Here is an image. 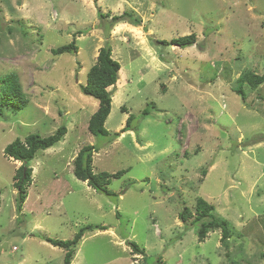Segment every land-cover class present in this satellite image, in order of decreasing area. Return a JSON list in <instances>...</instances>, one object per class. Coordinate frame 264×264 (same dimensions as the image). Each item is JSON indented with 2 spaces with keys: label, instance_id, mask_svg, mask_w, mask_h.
I'll list each match as a JSON object with an SVG mask.
<instances>
[{
  "label": "rangeland",
  "instance_id": "374dc122",
  "mask_svg": "<svg viewBox=\"0 0 264 264\" xmlns=\"http://www.w3.org/2000/svg\"><path fill=\"white\" fill-rule=\"evenodd\" d=\"M125 12L140 25L119 23L105 36ZM191 34L193 47L162 44ZM73 40L77 52L54 55ZM107 42L121 70L109 88V136L96 137L88 124L99 102L81 86ZM245 71L264 72V0H0V264H65L66 251L42 237L72 240L87 225L107 230L86 232L71 264H144L129 241L146 264H264V84H244L243 100L235 87ZM10 74L28 100L17 112L1 105ZM62 125L63 140L29 163L19 214L23 163L5 148ZM87 145L97 148L95 173L124 172L110 179L115 195L75 177ZM199 197L229 222L228 246L220 230L199 240ZM185 207L192 216L183 222Z\"/></svg>",
  "mask_w": 264,
  "mask_h": 264
},
{
  "label": "trees",
  "instance_id": "16d2710c",
  "mask_svg": "<svg viewBox=\"0 0 264 264\" xmlns=\"http://www.w3.org/2000/svg\"><path fill=\"white\" fill-rule=\"evenodd\" d=\"M101 19L106 18L104 14L99 12ZM119 23H129L133 26H139L140 20L131 12H125L122 15H115L107 24V29H104L105 36H109L112 28ZM109 40V38H107ZM110 41V40H109ZM197 38L195 34L186 35L178 38H174L171 41H162V44L180 47L181 49H187L195 46ZM78 47L73 40L71 43L53 49L54 55L72 54L77 52ZM113 49L109 42L106 43L99 51L96 63L90 68L87 76V82L84 86H81V91L99 102L97 111L91 116L88 124L90 133L96 137L109 136V131L106 129V121L111 114L113 95L109 88H115L119 82V72L121 70V64L119 61L113 58ZM244 84L250 85L256 89L260 85L264 84V72L262 74H256L252 71H245L238 80V85L235 87V91L242 96L245 100V92L243 90ZM2 96L1 105L5 106L13 111H20L28 104V100L21 90L19 80L16 74H10L2 79ZM125 112V111H124ZM149 108L145 109L142 113L143 116L149 115ZM0 114H3V110L0 108ZM136 119L134 115H130L127 119V128L130 131L135 130L132 123ZM67 133V128L62 125L55 134L48 137H41L40 135L31 134L24 140L20 138L13 141L5 148V155L14 161L22 162L23 165L17 170L14 176V187L18 191L17 197V212L22 213L23 205L27 199V188L31 185L32 168L29 163L35 158V155L40 150H48L58 142L62 141ZM120 133H114L113 138H118ZM97 152V148L94 145L84 146L77 154L74 160V175L75 177L86 182L87 185L93 188L95 191L104 193L108 196L115 195L110 191L108 185L110 179L119 178L124 173L123 171L115 174H108L106 172L95 173L93 169V156ZM206 174V172H204ZM1 207V201H0ZM195 210L197 216L193 221V224L199 223L198 236L201 242H204L209 232L220 230L222 234V242L228 246V240L231 238V228L229 222L224 219H219L214 215L215 208L212 204L207 202L204 198H197L195 204ZM192 216L191 210L185 207L180 214V218L183 222L187 221ZM106 231L105 226L87 225L81 228L74 236L72 240L60 241L53 238L42 237V239L54 247H59L66 251L65 264H71L74 256V249H76L79 242L82 240L86 232H92L94 230ZM128 246L131 247L134 255L144 256V264H146V254L137 243L129 241ZM157 264H163L162 258L157 259Z\"/></svg>",
  "mask_w": 264,
  "mask_h": 264
},
{
  "label": "bare ground",
  "instance_id": "6f19581e",
  "mask_svg": "<svg viewBox=\"0 0 264 264\" xmlns=\"http://www.w3.org/2000/svg\"><path fill=\"white\" fill-rule=\"evenodd\" d=\"M43 43V42H42ZM43 46H44V43H43Z\"/></svg>",
  "mask_w": 264,
  "mask_h": 264
}]
</instances>
